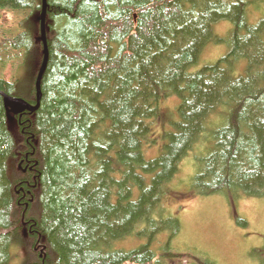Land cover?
Returning a JSON list of instances; mask_svg holds the SVG:
<instances>
[{"label":"trees","instance_id":"16d2710c","mask_svg":"<svg viewBox=\"0 0 264 264\" xmlns=\"http://www.w3.org/2000/svg\"><path fill=\"white\" fill-rule=\"evenodd\" d=\"M260 3L46 0L40 106L11 120L4 94L37 103L43 0H0L1 22L16 14L19 29L0 49L21 55L16 74L6 77L10 64L0 76V264L23 245L25 264H216L174 249L182 223L164 199L205 136L208 154L185 195L221 194L232 206L264 197V18L248 15ZM211 43L226 54L195 70ZM175 97L176 130L160 133L163 103ZM166 135L164 152L147 158ZM128 236L145 242L120 248Z\"/></svg>","mask_w":264,"mask_h":264},{"label":"rangeland","instance_id":"374dc122","mask_svg":"<svg viewBox=\"0 0 264 264\" xmlns=\"http://www.w3.org/2000/svg\"><path fill=\"white\" fill-rule=\"evenodd\" d=\"M248 15L253 23L263 19L264 3L250 6ZM9 16V21L6 24L1 22L2 15L0 13V44L6 35L13 37L19 30L14 24L17 15L10 13ZM229 29L228 22L222 21L216 25V33L221 38L227 34ZM226 52L227 45L225 43H211L203 50L199 64L194 69L216 62ZM20 62L21 55L17 51L11 48L0 49V76H4L3 71H7L8 68L11 70L10 68L13 66L12 75L9 72L5 74L11 79L16 74ZM239 70L238 74L244 75V68L240 67ZM21 87L25 90L26 88L30 89L29 80H25ZM179 102L175 97L163 103L169 116L163 122L160 133L164 131L168 134L176 130L174 123L180 120ZM214 119L218 120L219 116H215ZM220 124L222 121L215 123L212 127L215 128ZM208 137L205 136L204 143H201L185 157L180 163L178 174L167 184V192H171L166 195L164 201L169 208L176 212L182 223L180 234L173 239V247L178 251L186 250L192 253L196 251L199 253V257H208L216 264H264V253L259 249L264 247V197L242 195L232 206L229 200L221 194L185 195V191L192 190L194 175L203 165L200 156L208 154L209 146L205 143L209 142ZM163 139L165 142L159 139L156 143L145 148L147 158L159 157L164 152L168 136L166 135ZM233 208L238 213L237 215H234ZM160 240L164 242L166 235H161ZM143 242H145V238L128 236L120 240L118 246L131 250ZM27 253L26 246L23 245L22 249L13 246L9 264H25Z\"/></svg>","mask_w":264,"mask_h":264},{"label":"water","instance_id":"95a60500","mask_svg":"<svg viewBox=\"0 0 264 264\" xmlns=\"http://www.w3.org/2000/svg\"><path fill=\"white\" fill-rule=\"evenodd\" d=\"M46 9H47L46 0H43V9L40 19H41L42 40L44 42L45 48H44V59L39 69L38 75L36 77L37 103L36 105H33L21 97H14L4 94V102L10 113L11 120H14L13 115H18V114L21 115L25 110H28L29 112H34L40 106L41 95H42L41 82L49 59L48 41H47L48 35L46 32V22H47Z\"/></svg>","mask_w":264,"mask_h":264}]
</instances>
